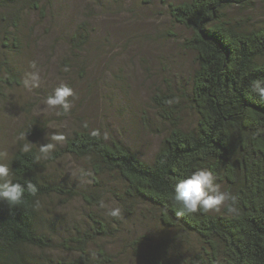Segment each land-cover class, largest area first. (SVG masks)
Returning <instances> with one entry per match:
<instances>
[{
	"label": "trees",
	"instance_id": "trees-1",
	"mask_svg": "<svg viewBox=\"0 0 264 264\" xmlns=\"http://www.w3.org/2000/svg\"><path fill=\"white\" fill-rule=\"evenodd\" d=\"M40 4L0 0V102L20 86L23 14L41 13ZM257 4H263L258 16L253 15ZM168 10L173 25L187 32L178 39L195 56L196 67L188 89L179 94L168 89L152 97L169 126L155 158L146 162L122 142L101 132L93 137L87 128L72 131L48 158L36 146L22 152L24 140L9 162L15 182L30 179L39 191L35 197L26 192L18 206L0 202V264H119L97 242L116 236L122 216L146 211L163 234L154 242L147 235L126 242L124 249L137 264H264V106L249 87L253 79L264 77V0H183L168 4ZM87 27L83 23L74 31L71 51L88 43ZM185 111L195 115L194 126L183 125ZM45 131L31 119L23 132L37 143ZM66 157L84 162L89 188L49 171V164ZM200 168L212 171L225 191L238 194V214L222 208L175 215L177 179ZM110 198L122 210L119 218L99 207ZM76 200L88 208L89 222L59 241L61 209ZM54 251L71 257L44 256Z\"/></svg>",
	"mask_w": 264,
	"mask_h": 264
},
{
	"label": "rangeland",
	"instance_id": "rangeland-1",
	"mask_svg": "<svg viewBox=\"0 0 264 264\" xmlns=\"http://www.w3.org/2000/svg\"><path fill=\"white\" fill-rule=\"evenodd\" d=\"M179 1L183 0H41V13L26 11L20 86L8 91L0 102V153H7L5 159L9 162L25 140L20 136L25 125L36 119L46 128L39 144L47 143L46 135L59 132L67 137L87 123V129H99L105 138L122 142L141 159L152 162L169 131L152 97L159 91L169 89L179 94L188 89L196 67L195 56L184 51L178 39L187 32L175 27L169 15L168 4ZM257 5L253 15L258 16L263 4ZM83 23L88 25L89 41L71 51L70 38ZM32 62L40 70L42 81L29 91L23 80L32 70ZM61 82L74 88L76 99L70 114L57 116L52 110H44L43 101ZM182 118L185 127L196 123L189 111ZM49 171L73 180L81 189L90 187L82 161L66 157L49 164ZM116 206L110 198L105 215ZM61 210L64 218L56 231L59 241L68 240L76 229L84 230L89 222V210L80 200ZM121 222L116 236L97 243L117 256L119 264H135L134 254L124 249L126 242L141 235L154 242L163 232L147 211L122 216ZM44 256L51 260L71 257L64 251Z\"/></svg>",
	"mask_w": 264,
	"mask_h": 264
},
{
	"label": "clouds",
	"instance_id": "clouds-1",
	"mask_svg": "<svg viewBox=\"0 0 264 264\" xmlns=\"http://www.w3.org/2000/svg\"><path fill=\"white\" fill-rule=\"evenodd\" d=\"M29 67L32 70L25 74L23 85L30 91L40 86L42 77L35 62H32ZM249 87L251 94L259 98L258 103L264 106V77L253 79ZM75 99L74 88L68 83L61 82L52 94L44 99L43 103L46 106L44 110H52L57 116L68 115L74 107ZM83 126L88 127L87 123ZM26 135L27 133L20 134L21 138L27 141L22 145L21 151L28 153L34 146H38V151L44 158H48L58 144H63L67 140L63 133L55 132L45 136L47 143L39 144L29 142ZM90 135L99 136V129H92ZM6 156L7 153H0V202H5L9 207H13L24 203L26 192L35 197L39 189L30 179H26L23 184L15 182L13 169L10 162L5 159ZM172 194L178 205V210L175 213L177 217L196 213L220 212L222 208L226 209L229 214H238L239 212L238 194L222 190L217 177L208 168H200L179 177ZM36 206H39L38 200ZM99 207L104 208L106 205L101 201ZM121 214L119 206L112 207L106 213L113 218H119Z\"/></svg>",
	"mask_w": 264,
	"mask_h": 264
}]
</instances>
